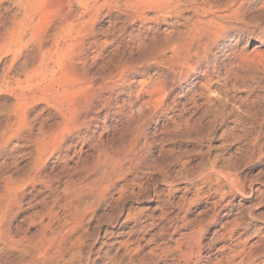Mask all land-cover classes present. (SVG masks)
I'll use <instances>...</instances> for the list:
<instances>
[{
    "label": "rangeland",
    "instance_id": "1",
    "mask_svg": "<svg viewBox=\"0 0 264 264\" xmlns=\"http://www.w3.org/2000/svg\"><path fill=\"white\" fill-rule=\"evenodd\" d=\"M244 1L251 20L245 32L232 30L210 42L195 34L191 9L158 20L152 10L145 41L113 31L109 18L102 19L95 23L100 45L87 50L83 63L49 71L51 63L33 76L28 73L35 53L57 51L60 17L47 13L18 55L9 50L6 33L17 7L7 2L10 9L0 14V228L13 190L23 188L24 205L34 197L53 204L45 184H27L40 172L55 175L56 185L69 180L71 189L66 210L59 208L63 202L54 205L59 217L46 236L61 242L67 223L68 244L77 233L84 235L88 264H188L183 251H196L198 240L203 255L216 262L223 254L216 231L240 211L254 210L264 227V0ZM139 28V23L133 27L135 35ZM156 89L162 92L159 101ZM147 99L150 103L128 120L131 108ZM83 110L96 118L77 130ZM66 115L75 120L56 139ZM82 134L90 140L81 146ZM135 153L142 161L121 170ZM166 174L175 182L165 181ZM21 219L13 224L16 236ZM38 227L23 225L29 260L7 253L0 239V264H33L37 255V264H63L58 255L34 252ZM261 255L257 264H264ZM73 259L66 264H82L81 255Z\"/></svg>",
    "mask_w": 264,
    "mask_h": 264
},
{
    "label": "bare ground",
    "instance_id": "2",
    "mask_svg": "<svg viewBox=\"0 0 264 264\" xmlns=\"http://www.w3.org/2000/svg\"><path fill=\"white\" fill-rule=\"evenodd\" d=\"M7 2L13 3V5L17 7L14 11L15 13L11 12L12 15H14L11 22L12 28L7 30L6 33L10 34V37L8 38V46L11 48L9 50L16 51L18 55L23 53V47L26 46L27 41L29 42L28 36H30L31 39L35 37L38 28H40L39 25L41 24L42 19L46 17L47 13H53L56 11V16L60 17V21L57 24L58 31L54 35V44L57 46V51L52 53L51 49H39L38 52L35 53L37 55V59L35 60L37 61L33 62L34 65H32L34 70L33 72L28 73L30 74L29 76L39 75L40 72H43L39 69H45L46 67L49 68L48 65L51 63L54 64V67L49 68V71L50 69L52 71L53 68H56L58 65H63L62 67H64V65H70L76 61L83 63L85 59L84 54L87 50L94 47L98 48L100 45L98 40L99 38H97L99 29H96L97 27L95 28V23H99L105 18H109L108 20L111 22V24H109L112 25L113 31H129L133 39L145 41L149 34V22L152 19L150 13L152 10L155 11L153 20H158L162 14L167 13L171 15L173 13H182L184 10L191 9L196 13V17L192 23L195 34L198 35V38L202 37L200 39L208 40V42L213 39V36L222 35V37H225V33L231 32L232 30L245 32V24H247L250 20L245 14V5L247 2L244 0H169V2L167 1L166 3L165 0H0V14L3 12L2 8L10 9L9 6H5ZM75 6L79 8L78 11L74 8ZM138 23L139 27H141V29L139 28L140 34L135 35L133 27ZM110 29L107 28L108 31ZM113 31H111V33H113ZM100 32L103 33V31ZM61 33L64 34L60 36ZM86 40H89V42L86 43ZM62 41L67 43V46L63 45L65 47L63 49L60 47V45H62ZM87 44L89 46L86 47ZM204 44L207 45L208 43L204 42ZM253 51L254 52H252V54L257 53L258 48L255 47ZM62 67H59V69ZM113 88L114 83L110 84L108 89ZM156 90L158 91L156 94L157 101H159L161 99L160 95H162V92L159 89ZM149 93L151 97L152 94L151 92ZM23 96L25 97L27 95L24 93ZM65 102H61L63 106H65ZM149 103L150 100L147 99L143 102L142 106L138 107V109L131 108V111L126 115L127 119L129 118L128 120H130L131 117L132 119L135 118V114H139V112ZM72 116L70 117L66 115L64 117V126L61 130L54 132L56 139L60 138L61 134H64L65 130L72 126V122L75 120L74 118L72 120ZM93 118L95 119L96 117L94 115H89L86 112L84 114L82 113L75 121L76 129L80 130L85 124H87V122H89L88 119ZM80 139L79 143L82 146L90 140V137L86 134H82ZM58 148L59 146L56 145L54 150L56 151ZM103 151L104 150H102V152ZM143 158L144 156H139V154L135 153L134 157L128 158L127 162L121 165L120 169L123 170L125 167L128 169L127 166L130 162L136 161L138 164ZM56 178L57 177L55 175H48L40 172L37 174H31L29 181L27 182V184H30L33 187L36 183L45 184V187L50 191L49 194L54 198L52 205L47 204L45 199L39 200V198L36 197H34L35 202L29 200L26 205H24V198L26 194L25 192H22L23 188L10 192L6 203V210L8 211L7 222L5 223L6 225L0 228V239L2 241L3 248L7 253L15 251L18 253L19 258L29 260V257L27 258L28 251L29 253L31 252L27 242L29 234L27 232L28 229L27 231L23 229V225L30 223L31 225L40 227V238L34 252L37 254L41 253L49 258H53L58 255L63 261V264L69 263V260H74L73 258L79 254L81 255L82 264H88L90 259L88 257L90 255H83L82 250V247H84L85 244L83 234L78 235L77 233L74 236L75 238L73 242L71 244L69 243L70 245L67 242L69 236L67 235V223H64V226L61 229L62 233L66 234V236H62L61 242L58 243L54 238L52 239V235H49V238L47 237L48 235L46 236L45 234L46 230H52L51 225L53 220L56 215L58 216V212L56 213L54 205H56L57 202H61L60 204H57L60 206L63 202L61 205L62 207L59 208H64V210H66L67 205L69 206V200L71 199L69 180H66L61 185H56L54 182ZM165 181L172 183L174 178L166 174ZM41 191L42 190H39L38 192ZM245 191L246 190H244V192ZM170 192H172V190H170ZM14 193L15 196L13 197ZM39 207L41 209H38ZM19 217L22 219L21 222L16 223L15 229L16 232H18V235L16 236L13 232V224ZM45 218H48V222L46 223ZM216 221L217 220L215 218V220L213 219L210 222L215 223ZM261 221L260 215L254 210H248V212H244V210L240 211V213L225 222V224H223L222 227L216 231L217 234L215 241L221 244L220 249L223 253L222 258H216L217 261H213V263L210 256L206 257L202 253L203 246L201 241L203 240H198L195 244L197 246L196 251H189L187 253L183 251V256L186 259L185 262L188 264H190L191 261L194 264H204V262H207L205 264H257L259 255L263 256L261 254L264 252V227L260 224ZM43 238L47 240V246L43 241ZM214 242L212 243L214 244ZM36 257L34 256L32 258L33 264L38 263V257ZM112 263L118 264L119 262L112 260ZM53 264L55 263L53 262Z\"/></svg>",
    "mask_w": 264,
    "mask_h": 264
}]
</instances>
